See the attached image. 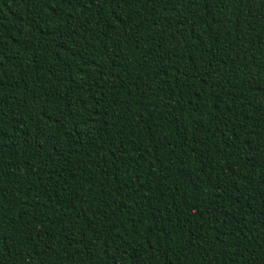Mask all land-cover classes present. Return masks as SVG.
<instances>
[{"label":"trees","instance_id":"1","mask_svg":"<svg viewBox=\"0 0 264 264\" xmlns=\"http://www.w3.org/2000/svg\"><path fill=\"white\" fill-rule=\"evenodd\" d=\"M0 264H264V0H0Z\"/></svg>","mask_w":264,"mask_h":264}]
</instances>
